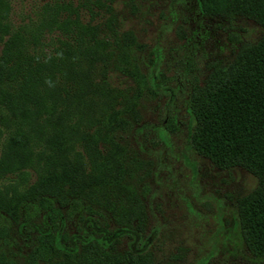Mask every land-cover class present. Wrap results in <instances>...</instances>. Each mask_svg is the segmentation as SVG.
Segmentation results:
<instances>
[{"label": "trees", "instance_id": "trees-1", "mask_svg": "<svg viewBox=\"0 0 264 264\" xmlns=\"http://www.w3.org/2000/svg\"><path fill=\"white\" fill-rule=\"evenodd\" d=\"M115 2L36 0L18 24L13 15L24 0H0V160L20 163L15 179L0 185V264H211L215 258L213 249L192 263L174 254L157 258L162 244L151 240L146 204L151 160L130 137L146 103L184 89L175 77L144 72L146 46L119 24ZM196 5L203 16L238 15L264 29V0ZM112 74L126 79L124 88L112 84ZM186 95L195 152L258 181L238 204V226L243 244L264 256V34ZM37 210L41 226L24 251L12 252L10 227L20 230ZM77 212L70 238L66 224Z\"/></svg>", "mask_w": 264, "mask_h": 264}, {"label": "rangeland", "instance_id": "rangeland-1", "mask_svg": "<svg viewBox=\"0 0 264 264\" xmlns=\"http://www.w3.org/2000/svg\"><path fill=\"white\" fill-rule=\"evenodd\" d=\"M35 1L24 0L20 11L15 7L13 17L18 24ZM115 7L122 28L132 30L146 46L144 72L175 77L184 89L173 97L162 94L158 101L146 103L141 124L130 137L136 151L151 160L146 204L151 240L162 244L157 258L163 261L174 254L192 263L213 249L216 255L211 264H264V256L243 244L238 226V204L257 188L256 177L240 167L219 169L199 156L191 145L186 113L188 87L203 85L211 75L226 69L239 48L258 42L264 29L238 15L203 16L196 0H116ZM111 82L124 88L127 81L112 74ZM166 83L170 89L175 87L171 81ZM19 165L15 158L0 160V185L15 179ZM63 212L67 214L68 208ZM77 213L66 224L70 238L77 234ZM43 220L42 211L37 210L21 222L20 230L12 225L8 248L24 251L32 231Z\"/></svg>", "mask_w": 264, "mask_h": 264}]
</instances>
